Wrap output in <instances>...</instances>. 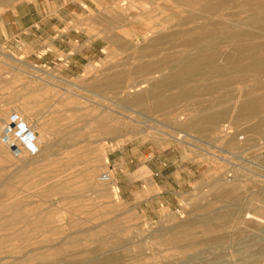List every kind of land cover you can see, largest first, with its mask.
Segmentation results:
<instances>
[{"label": "rangeland", "instance_id": "obj_1", "mask_svg": "<svg viewBox=\"0 0 264 264\" xmlns=\"http://www.w3.org/2000/svg\"><path fill=\"white\" fill-rule=\"evenodd\" d=\"M260 1L0 0V141L39 114L49 128L26 171L0 157V264L229 260L253 230L208 222L264 201V74L241 72L260 56L223 42ZM165 76L172 86L150 87ZM105 173L117 189L99 185ZM245 241L258 254L246 264H264V237Z\"/></svg>", "mask_w": 264, "mask_h": 264}, {"label": "bare ground", "instance_id": "obj_2", "mask_svg": "<svg viewBox=\"0 0 264 264\" xmlns=\"http://www.w3.org/2000/svg\"><path fill=\"white\" fill-rule=\"evenodd\" d=\"M170 1V0H169ZM123 1H120V3L118 4H122V6H124L122 3ZM125 2V1H124ZM126 4V3H125ZM141 4V3H140ZM179 4V3H177ZM114 5V4H113ZM129 5V4H128ZM121 6V5H119ZM127 6V5H126ZM255 7L252 6H245L243 8V14L245 15L244 17L240 18V20H238L236 22V30L234 32H231L230 34H228V37L225 39V41L223 42L224 44H229L231 47L230 51L226 52V54L233 53V54H241L244 52H253L255 54V56H260V59L255 61L253 64H251L250 66H242L241 72H244L245 70H249L250 72H253L254 74H264V12H263V6H264V2L260 1L257 2L256 5H254ZM132 7V6H131ZM157 7V6H156ZM182 7V6H181ZM127 8V7H126ZM130 10H132L131 8H128ZM149 9V8H148ZM159 9V8H158ZM147 11V10H146ZM128 12H130L128 10ZM132 12V11H131ZM130 12V13H131ZM134 12V11H133ZM205 13V12H204ZM254 15H253V14ZM129 14V13H128ZM187 15V14H186ZM139 16V15H138ZM172 16V14H171ZM180 16V15H179ZM198 16V15H197ZM127 17V16H126ZM194 17V16H193ZM237 18V17H236ZM239 18V17H238ZM237 18V19H238ZM115 19V18H114ZM172 20H175L174 18ZM121 21V20H120ZM133 21V20H132ZM213 21V20H212ZM186 22V21H185ZM117 24V23H116ZM215 24V23H214ZM152 27V26H151ZM231 27V26H230ZM234 27V26H232ZM102 31V30H101ZM226 31V30H225ZM160 32V31H159ZM134 33V32H133ZM225 33V32H223ZM135 34V33H134ZM160 34V33H158ZM167 34V33H165ZM222 34V33H221ZM136 35V34H135ZM112 36V35H111ZM132 36V34H131ZM221 36V35H220ZM115 37V36H114ZM136 37V36H135ZM178 37V36H177ZM189 37V36H188ZM125 39V38H124ZM135 39V38H134ZM138 39V38H137ZM216 39V38H215ZM221 39V38H220ZM219 39V40H220ZM129 41V40H128ZM194 42V41H193ZM139 43V42H138ZM208 43V42H207ZM210 43V42H209ZM142 44V43H141ZM140 44V45H141ZM145 44V43H144ZM194 44V43H193ZM205 44V43H204ZM202 44V45H204ZM143 45V44H142ZM196 45V44H195ZM199 45V44H198ZM224 46V45H222ZM197 48V47H195ZM194 48V49H195ZM215 48V47H214ZM187 49V48H186ZM134 50V49H133ZM191 50V49H190ZM193 50V49H192ZM199 51V50H198ZM222 51V50H221ZM217 52V51H216ZM219 52V51H218ZM189 53V52H188ZM215 54V53H214ZM122 56V55H121ZM193 57V56H192ZM134 58V57H133ZM255 59V58H254ZM253 59V60H254ZM116 61V60H115ZM191 61V60H190ZM189 61V62H190ZM113 62V61H112ZM133 62V61H132ZM177 62V61H176ZM226 62V61H225ZM224 62V64H225ZM180 63V61H179ZM181 65L183 63H180ZM175 65V64H174ZM180 65V66H181ZM184 65H182L183 67ZM240 66V65H239ZM186 67V66H184ZM220 67V66H219ZM93 67L91 65H89L88 67V72H92L94 71V69H92ZM178 68V67H177ZM180 68V67H179ZM175 69V68H173ZM213 69V68H211ZM96 70V69H95ZM139 70V69H138ZM165 70V69H164ZM163 70V71H164ZM168 70V69H167ZM170 70V69H169ZM120 72V71H119ZM170 72H174V71H170ZM164 73V72H163ZM162 74V73H161ZM160 74V75H161ZM193 76V75H192ZM226 76V75H225ZM235 76V75H234ZM252 76V75H251ZM227 77V76H226ZM85 78V77H84ZM223 78V77H222ZM243 78V77H242ZM253 78V77H252ZM219 80V79H218ZM63 81V80H62ZM264 81V80H263ZM172 82H173V78H171V76H165L162 77L161 79H159L158 81H156L154 84H152L153 86L150 87H163V86H172ZM227 82V81H226ZM260 82V81H259ZM257 82V83H259ZM65 84H69L72 87H78L77 85L71 84L70 82L64 81ZM145 83H149V82H145ZM210 83V82H209ZM228 83V82H227ZM186 84V83H185ZM192 84V83H190ZM239 84V83H238ZM150 85V84H149ZM197 85V84H196ZM111 86V85H110ZM186 86V85H185ZM221 86V85H220ZM252 86V85H251ZM255 86V85H254ZM44 87V86H43ZM136 87V86H135ZM146 87V86H144ZM188 87V85H187ZM80 88V87H78ZM204 88V87H203ZM246 88V87H245ZM244 88V89H245ZM81 90H83V88H80ZM87 90V89H86ZM133 90V89H132ZM166 90V89H164ZM204 90V89H203ZM236 90V89H235ZM130 93V92H129ZM133 93V92H132ZM153 93V92H152ZM138 94V93H137ZM137 94L135 96H137ZM167 95V94H165ZM217 95V94H216ZM128 96L132 97L134 96V94H129ZM212 96V95H211ZM121 97V96H120ZM123 97V96H122ZM126 97V96H125ZM211 98V97H210ZM135 99V98H134ZM183 99V98H182ZM106 100V99H105ZM104 101V100H103ZM193 101V100H192ZM107 102V101H106ZM249 101L243 99L242 100V109L245 107L246 103H248ZM138 103V102H137ZM231 104V103H229ZM106 107V106H105ZM110 107V106H109ZM232 107V106H231ZM107 108V107H106ZM75 109V108H74ZM208 109V108H207ZM230 110V109H229ZM105 111V110H104ZM220 111V110H219ZM132 112V111H131ZM206 114V113H205ZM45 115L46 114H39L36 115L35 121H31L30 119H26V123L30 125L29 129H26L23 131V133H21V135H19V142L18 141H14V142H9L8 140L2 138V140L0 141V157L3 159H9L8 160V165L10 166L11 164L15 163V167L19 170H25L26 168H28L30 165H32V162H29L30 160V156L28 154L29 150H32L30 148V146L35 145L37 146L38 144H46L48 141V136H49V128H48V123L45 121ZM102 115V114H101ZM244 115V114H243ZM33 116V114H32ZM125 116V115H124ZM215 117V116H214ZM232 117V116H231ZM263 117V115H262ZM96 119V118H94ZM228 119V118H227ZM258 119V116L255 117L253 116V120ZM93 120V119H92ZM155 120V119H154ZM182 120V119H181ZM178 121V119H177ZM89 122V121H88ZM106 122V121H105ZM251 122V121H250ZM262 124H264V120L261 121ZM181 123V122H180ZM184 123V122H183ZM84 124V123H83ZM191 124V123H190ZM190 124H188L190 126ZM224 124V123H223ZM260 124V123H259ZM76 126V125H75ZM195 127H203V123H194ZM261 126V125H260ZM60 127V126H59ZM62 127V126H61ZM65 127V126H63ZM97 127V126H96ZM239 128V127H238ZM23 130V128H21ZM58 129V128H57ZM64 129V128H63ZM67 129V128H66ZM119 129V128H118ZM230 129V128H229ZM17 130V128L15 129V131ZM154 130L156 131H160V129L158 128H154ZM180 133V137H176L182 141H186V142H190L191 140H195V137L193 138L192 135L190 136L189 133L177 130ZM3 130L0 127V137H2V133ZM30 132V133H29ZM162 132V131H161ZM226 131H222L220 132L219 135H223ZM204 133V132H203ZM28 134V135H27ZM32 134V136H31ZM226 134V133H225ZM230 134V133H227ZM234 134V133H233ZM27 135V136H26ZM169 135V134H168ZM108 136V135H107ZM171 136V135H170ZM106 137V136H104ZM219 139L221 141L226 140L227 137L224 136H218ZM87 138V137H86ZM65 139V138H64ZM257 139V138H256ZM190 140V141H188ZM26 141V142H25ZM29 141V142H28ZM67 141V140H66ZM123 141V140H122ZM229 141V140H228ZM257 141V140H256ZM17 143L18 148H19V154L18 156H15L11 150V146L12 144ZM25 143L28 144V146L25 145ZM191 143V142H190ZM192 144V143H191ZM39 146V145H38ZM37 146V147H38ZM53 146V145H51ZM71 147V146H70ZM73 147V146H72ZM238 147V146H237ZM229 148V147H228ZM43 150V149H41ZM226 152H232L230 150H225ZM39 152V151H38ZM41 152V151H40ZM39 152V153H40ZM264 152V151H263ZM262 152V154L264 155V153ZM233 153V152H232ZM55 154V153H54ZM218 154V153H217ZM229 154V153H228ZM34 156L37 155V153L33 154ZM231 155V154H230ZM259 156V155H258ZM20 159L21 161H24L25 163H23L22 165L17 166V162L14 161L16 159ZM39 157V156H38ZM43 157V156H42ZM103 157L105 158V161L108 160L107 154L104 153ZM220 158H225V159H229V157H222V156H218ZM232 157V156H231ZM0 158V160H1ZM29 158V159H28ZM45 158V157H44ZM5 159V160H6ZM47 159V158H46ZM217 159V158H216ZM28 160V161H27ZM33 160V159H31ZM43 160V159H42ZM93 162V161H92ZM108 162V161H106ZM7 163V162H6ZM19 164V163H18ZM36 164V163H34ZM55 165V164H53ZM88 165V164H87ZM15 168V169H16ZM33 170V169H32ZM26 171V170H25ZM231 171V170H230ZM246 171V170H245ZM33 172V171H32ZM15 173V172H13ZM238 174H240L239 172L234 171L233 172V177L229 179V184H235V183H240L241 180L238 178ZM249 174V173H248ZM100 176V175H98ZM223 176V175H221ZM94 177V176H93ZM243 178L245 177V175L242 176ZM96 178V177H95ZM226 178V177H225ZM246 178V177H245ZM31 179V178H30ZM29 179V180H30ZM39 179V178H38ZM239 179V180H238ZM223 180V179H222ZM247 181V179H245ZM5 181V180H4ZM219 181V180H218ZM3 182V181H2ZM99 185L102 186L104 184L106 185H110L111 187H114L117 189L116 184H115V180L113 177V174L111 173H105L104 176L100 177L98 179ZM223 182V181H222ZM221 182V183H222ZM245 186V185H244ZM253 186V185H252ZM107 187V186H106ZM222 187V186H220ZM98 188V192L99 193H103L104 190L106 189H102V187L97 186ZM113 188V189H114ZM242 189V187H240ZM112 189V190H113ZM228 189V187H227ZM250 189H252L250 187ZM43 190V189H41ZM230 190V189H229ZM262 190V189H261ZM117 191V190H116ZM39 192V191H38ZM42 192V191H41ZM117 193V192H116ZM259 194V193H258ZM229 195V194H228ZM236 195V194H235ZM234 195V196H235ZM233 197V196H232ZM40 198V197H39ZM42 198V197H41ZM240 197H237V199ZM241 199V198H240ZM244 199V198H243ZM247 199V198H246ZM41 200V199H40ZM240 201V200H239ZM242 201V200H241ZM239 203V202H237ZM236 203V204H237ZM245 203V202H244ZM230 204V203H229ZM232 204V203H231ZM215 208V207H214ZM222 209V208H221ZM43 210V209H42ZM219 211V210H218ZM217 211V212H218ZM223 211V210H222ZM232 217L235 218L236 221H239L240 225H243V227H245V229H249V230H253L252 233L248 234L246 233L245 236L248 237H264V201L262 200H258V201H251L248 202L247 205L241 207V208H234L231 211L228 212V214L226 215H217V216H213V219H211L210 222L211 224H219L222 223L224 221L225 217ZM3 221V219H1ZM199 220V219H198ZM200 222V221H198ZM235 223V222H234ZM234 225V224H233ZM230 227V226H229ZM239 227V226H238ZM213 228V227H210ZM84 229V228H83ZM89 229V228H88ZM233 229V228H232ZM244 229V230H245ZM74 230V229H73ZM87 230V229H86ZM201 230V229H200ZM82 231V230H81ZM144 232V231H143ZM76 233V232H75ZM85 233V232H84ZM153 233V232H152ZM190 233V232H189ZM115 234V233H114ZM231 234V233H230ZM72 235V234H71ZM77 235V234H76ZM66 236V235H65ZM193 236V235H192ZM231 236V235H230ZM4 237V236H2ZM74 238V237H73ZM246 238V239H247ZM70 239V238H69ZM153 239V237H152ZM216 242L221 240V236L219 235H214L213 238ZM244 239V238H243ZM246 239L241 240V239H235L236 242H234L233 244L235 245V247H233L234 249L230 251L229 256L227 257V259H229L228 261H224L223 258L218 257L216 259H211L209 260L206 264H246L247 261L251 260L253 262H255L258 258H256V256L258 254L254 253V249H253V245H249L248 241H245ZM68 240V239H67ZM63 241V240H62ZM61 242V241H60ZM85 242V241H84ZM108 242V241H107ZM49 243V242H48ZM52 243V242H51ZM61 244V243H60ZM112 244V243H111ZM212 245V244H211ZM220 245V244H219ZM56 247V246H55ZM78 247V246H77ZM209 247V246H208ZM213 246H211V249ZM51 248V247H50ZM69 248V247H68ZM118 248V247H117ZM127 248V247H126ZM257 248V247H255ZM44 249V248H43ZM58 249V248H57ZM70 249V248H69ZM115 249V248H114ZM203 249V248H202ZM112 250V248H111ZM110 250V251H111ZM118 250V249H116ZM123 250V249H122ZM204 250V249H203ZM208 250V249H207ZM69 251V250H68ZM67 251V252H68ZM218 251V250H217ZM221 251V250H219ZM264 251V250H263ZM70 252V251H69ZM262 252V251H261ZM207 253V252H206ZM77 254V253H76ZM215 254V253H213ZM62 255V254H61ZM88 255V254H87ZM112 256V255H111ZM117 256V255H116ZM260 256V255H259ZM63 257V256H62ZM76 257V256H74ZM258 257V256H257ZM126 258V257H125ZM18 259V258H17ZM97 259V258H96ZM128 259V258H127ZM125 259V260H127ZM260 260H264V252L261 253V256L259 257ZM61 260V259H60ZM129 260V259H128ZM73 261V260H72ZM77 261V260H76ZM87 261V260H86ZM132 261V260H131ZM189 261V260H188ZM192 261V260H191ZM206 261V260H205ZM69 263V262H68ZM182 263V262H181ZM76 264V263H75Z\"/></svg>", "mask_w": 264, "mask_h": 264}, {"label": "built area", "instance_id": "obj_3", "mask_svg": "<svg viewBox=\"0 0 264 264\" xmlns=\"http://www.w3.org/2000/svg\"><path fill=\"white\" fill-rule=\"evenodd\" d=\"M15 118H16L15 115H14V116H11L12 122L15 120ZM16 124H17V123L13 122L12 127H13V128H16V127H17L16 132H17V133H21V132H22V129H21L22 127H21V126H17ZM25 142H26V141H25ZM25 145L28 146L27 143H25ZM11 148H12V150L14 151L15 154L19 151V148H18L17 143L12 144ZM30 148L34 151V150L36 149V146H35V145H32V146H30Z\"/></svg>", "mask_w": 264, "mask_h": 264}]
</instances>
